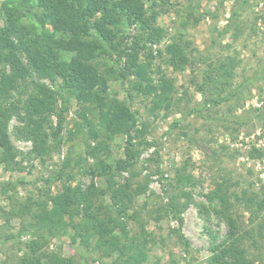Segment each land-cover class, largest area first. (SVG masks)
<instances>
[{
	"label": "rangeland",
	"instance_id": "1",
	"mask_svg": "<svg viewBox=\"0 0 264 264\" xmlns=\"http://www.w3.org/2000/svg\"><path fill=\"white\" fill-rule=\"evenodd\" d=\"M143 1L146 7L158 3L156 26L166 33L159 44L140 43L139 61L153 63L155 84H160V78L168 80L173 87L169 103L155 108V97L136 88L140 81L125 75L116 52L98 58L93 65L108 82L104 109L113 104L134 116L130 129L122 133L106 138L99 108L78 102L59 84L36 76L21 81L3 100V107L15 103L24 116L21 107L33 94V80L55 93L60 91L56 111L64 108V102L66 110L62 131L56 140L50 139L49 155L44 159L33 154V143L19 134L24 123L16 115L9 117V136L18 155L9 168L0 164V264H19L27 254L33 238L21 232H39L35 215L48 195L57 196L65 184L86 188L94 183L105 190L110 179L130 185L127 191L133 195V204L128 213L134 217L127 221V238H120L123 245L134 244L130 255L138 251L146 256L142 264H213L211 250L228 234L226 222L217 213L218 202L208 199L221 184L230 197L229 205L221 209L236 219L248 257L254 264H264V156L253 151L264 152V0L245 4L242 0ZM5 2L16 6L18 27L42 31L34 15L37 9H31L29 0H0V28L10 25ZM236 10L237 19L228 28ZM119 30L122 36L137 33L126 21ZM174 42L187 52L189 61L183 69L167 64L166 47ZM221 63L227 65L225 79L231 86L225 95L230 89L238 90L229 101L208 109L199 86L208 65ZM200 107L202 113L189 114ZM50 117L57 127V114ZM236 117L241 122L234 123ZM92 130L99 134L98 141L92 139ZM103 140L106 148L97 154L114 167L113 178L90 173L96 160L88 149ZM121 160L133 168L119 173L115 166ZM179 173L192 181L179 184ZM138 188L143 190L137 194ZM110 198L96 200L94 212L103 218L115 216ZM63 219L68 224L64 230L39 229L48 238L45 251L61 253L74 264L125 262L119 251L110 254L99 245L92 228L82 224L81 215ZM121 233L118 229L117 234Z\"/></svg>",
	"mask_w": 264,
	"mask_h": 264
},
{
	"label": "trees",
	"instance_id": "2",
	"mask_svg": "<svg viewBox=\"0 0 264 264\" xmlns=\"http://www.w3.org/2000/svg\"><path fill=\"white\" fill-rule=\"evenodd\" d=\"M25 1V0H24ZM32 2L31 9L36 8L35 16L42 25L39 33L36 28L26 26L18 27L19 12L16 6L5 2V13L10 17V25L0 28V164L9 168L14 165L18 152L9 136L8 124L10 116L16 115L24 125L19 129V134L25 140L33 143V154L44 159L49 155V142L60 135L65 121L64 108L56 111L57 94L51 91L41 82L32 80L34 84L33 94L21 107L24 116L21 115L20 107L11 103L3 107V100L17 90L21 81L36 76L39 80H49L51 83L60 85L78 102L91 103L99 108L101 124L107 133V137L122 133L130 129V123L134 116L121 106L110 105L104 109L103 94L107 90V79L99 73L93 65L102 56H112L116 52L118 58L123 61L125 75H133L140 82L136 88L145 95H153L154 106L159 108L163 103H169L170 93L173 87L165 78H160V84H155L151 76L153 63L149 60L139 61L140 43L145 41L151 44L160 43L165 37V30L157 27V2H152L146 7L143 0H29ZM151 1V0H149ZM248 0H242V4ZM238 11L232 12V26L237 19ZM17 18V19H16ZM122 21H126L130 27L135 28L134 36H122L118 32ZM120 31V30H119ZM17 39V40H16ZM129 40L131 45H129ZM169 55L167 64L175 69H183L189 59L185 48L174 42L166 47ZM25 57V58H24ZM24 59H26L27 64ZM10 69V73H7ZM228 68L225 63L210 64L205 70L204 81L199 86L200 93L204 96V107L212 108L220 106L222 102L229 101L237 93V88L225 92L231 87L225 79ZM203 108L192 110L189 114L202 113ZM56 113L58 125L54 127L50 116ZM84 121L89 123L86 114L82 113ZM234 123L241 122V117H236ZM230 120V119H229ZM226 120V121H229ZM93 140H99L97 131L92 130ZM131 146L133 142L129 141ZM106 148L103 140L88 154L96 160V165L91 168L93 176L114 177V167L109 165L97 153ZM259 157L264 152L253 149ZM116 171L128 172L133 164L126 160L117 163ZM178 183L192 181L191 177L178 174ZM61 177V176H60ZM129 184L118 185L114 179L108 181L107 189H100L94 183L86 188L83 185L75 187L70 184L63 186V191L57 196L48 195L47 201L39 203V213L35 215L36 227L39 232H21L32 235V240L27 244V254L21 258L19 264H74L71 259L64 257L58 252H47V235L39 229L52 230L66 229L68 224L63 219L69 216L72 220L80 215L82 224L91 227L94 234L99 238V245L103 244L110 254L119 251L126 257L121 264H142L146 256L135 251L133 243L123 245L121 238H127V221L134 216L128 211L133 204V195L127 191ZM143 189L138 188L137 194ZM109 195L113 208V215L105 218L94 212L95 201ZM229 196L224 190V184L217 185L216 189L208 195L210 202L216 200L219 204L217 211L219 217L226 222L228 234L223 242L212 248L213 264H254L248 257L244 247L245 237L239 232L236 219L222 210L229 205ZM51 204V205H50ZM260 209L263 203L259 204ZM102 207V206H101ZM100 209V208H99ZM228 210V209H227ZM74 228H78L74 224ZM121 234H117V230ZM260 235L262 231L260 229ZM121 237V238H120ZM263 238V236H262ZM132 245V246H131ZM108 254V255H110ZM112 264H119L114 262Z\"/></svg>",
	"mask_w": 264,
	"mask_h": 264
}]
</instances>
